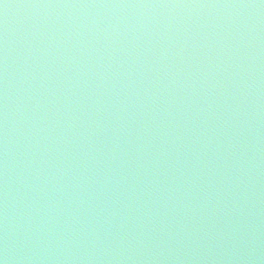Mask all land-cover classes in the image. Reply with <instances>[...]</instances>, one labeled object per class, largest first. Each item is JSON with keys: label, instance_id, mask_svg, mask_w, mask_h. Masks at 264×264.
<instances>
[{"label": "water", "instance_id": "water-1", "mask_svg": "<svg viewBox=\"0 0 264 264\" xmlns=\"http://www.w3.org/2000/svg\"><path fill=\"white\" fill-rule=\"evenodd\" d=\"M2 264H264V0H0Z\"/></svg>", "mask_w": 264, "mask_h": 264}, {"label": "clouds", "instance_id": "clouds-1", "mask_svg": "<svg viewBox=\"0 0 264 264\" xmlns=\"http://www.w3.org/2000/svg\"><path fill=\"white\" fill-rule=\"evenodd\" d=\"M0 264H2V262H0Z\"/></svg>", "mask_w": 264, "mask_h": 264}]
</instances>
